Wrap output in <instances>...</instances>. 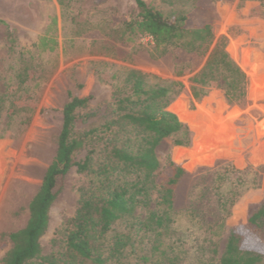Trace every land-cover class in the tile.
<instances>
[{"label": "rangeland", "instance_id": "1", "mask_svg": "<svg viewBox=\"0 0 264 264\" xmlns=\"http://www.w3.org/2000/svg\"><path fill=\"white\" fill-rule=\"evenodd\" d=\"M143 1L166 16L193 8L206 12L213 37L208 51L192 57L176 49L155 55L150 36L131 34L123 24L137 13L134 0H0V97L4 106L14 103L11 118L0 111V234L27 222L28 204L56 152L59 110L74 97L88 98L78 109L75 130L99 127L111 114L113 87L122 85L130 70L182 84L167 109L186 126L189 144L173 145L167 137L155 148L157 182L168 174L167 158L184 170L173 204L175 230L182 236L174 251L179 264H206L209 241L217 244L218 259L229 233L244 226L264 201L262 0ZM222 36L225 51L247 77L246 94L229 103L223 90L214 88L194 101L189 78ZM40 37L53 40L54 48H38ZM180 68L183 74L176 77ZM18 74L25 83H17ZM88 181L74 167L59 181L40 238L43 255L58 248L52 240L63 234V222L73 216L79 189ZM237 184L242 192L225 215L216 205V186ZM195 219L202 221L199 231ZM9 247L7 239L1 240L0 264ZM256 249L264 252V246Z\"/></svg>", "mask_w": 264, "mask_h": 264}, {"label": "trees", "instance_id": "2", "mask_svg": "<svg viewBox=\"0 0 264 264\" xmlns=\"http://www.w3.org/2000/svg\"><path fill=\"white\" fill-rule=\"evenodd\" d=\"M134 2L137 13L123 24L131 34L150 36L155 55L176 49L191 56L210 48L213 37L206 12L193 8L166 16L143 0ZM261 6L264 13V0ZM36 46L51 51L54 41L40 37ZM224 46L222 36L189 78L194 101L214 88H221L229 103L244 98L247 77ZM182 74L180 68L175 76ZM16 81L26 82L22 74ZM181 88L178 80L164 81L130 70L122 85L113 87L109 118L97 128L79 132L75 130L78 109L88 98L74 97L65 103L58 112L61 130L56 152L28 204L27 222L16 231L0 234V242H10L2 264H179L174 251L182 236L175 230L178 213L173 204L184 170L167 158L168 174L157 182L160 163L155 148L167 137L173 138V145L189 144L186 126L167 109ZM13 105L4 106L0 97V111L8 118L14 115ZM72 167L89 181L79 189L75 212L63 222V234L52 240L58 248L43 255L40 238L48 226L49 209L60 191L59 181ZM240 187L216 186V205L225 215L242 192ZM122 221H126L124 228H116ZM194 224L196 230L202 229L201 220L195 219ZM257 246H264V201L244 226L229 233L218 259L217 244L209 241L211 255L206 264H264V252Z\"/></svg>", "mask_w": 264, "mask_h": 264}]
</instances>
